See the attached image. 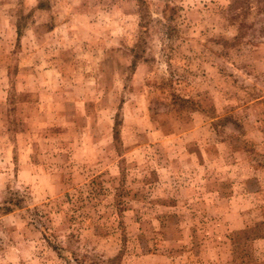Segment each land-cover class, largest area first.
Segmentation results:
<instances>
[{"label": "rangeland", "instance_id": "rangeland-1", "mask_svg": "<svg viewBox=\"0 0 264 264\" xmlns=\"http://www.w3.org/2000/svg\"><path fill=\"white\" fill-rule=\"evenodd\" d=\"M0 264H264V0H0Z\"/></svg>", "mask_w": 264, "mask_h": 264}]
</instances>
